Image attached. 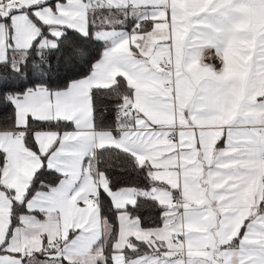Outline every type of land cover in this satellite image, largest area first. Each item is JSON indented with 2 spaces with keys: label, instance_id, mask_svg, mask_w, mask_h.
I'll list each match as a JSON object with an SVG mask.
<instances>
[{
  "label": "snow or ice",
  "instance_id": "1",
  "mask_svg": "<svg viewBox=\"0 0 264 264\" xmlns=\"http://www.w3.org/2000/svg\"><path fill=\"white\" fill-rule=\"evenodd\" d=\"M0 264H264V0H0Z\"/></svg>",
  "mask_w": 264,
  "mask_h": 264
}]
</instances>
